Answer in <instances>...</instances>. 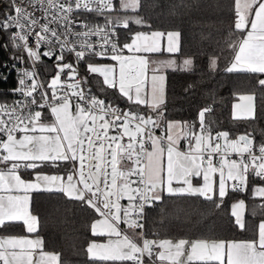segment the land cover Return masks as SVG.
Wrapping results in <instances>:
<instances>
[{
  "label": "snow or ice",
  "instance_id": "obj_1",
  "mask_svg": "<svg viewBox=\"0 0 264 264\" xmlns=\"http://www.w3.org/2000/svg\"><path fill=\"white\" fill-rule=\"evenodd\" d=\"M11 7L15 15L0 21V29H19L12 39L22 42L18 47L34 65L41 61L40 46H49L42 55L55 57L58 71L50 83L42 82L35 70L23 71L17 87L8 90L23 99L0 103V264H63L59 254L45 251L43 239L8 234L19 228L27 234L38 232L40 221L32 205L41 193L63 194L98 215L91 233L107 240L88 245L93 264H264V219L257 224L256 238L245 241L149 239L143 232L150 210L165 196L202 197L219 207L230 192L248 190L253 180L264 181V142L256 144L250 134L238 138H230L228 131L213 134L214 122L207 119L211 105L198 112L199 132L194 124L165 119L161 73L168 68L190 71L193 61L185 58L177 65L176 60L155 61L144 54L178 53L181 33L137 32L130 42L125 34L121 44L114 29L131 33V24L147 26L138 15L141 0H12ZM230 8L233 34L238 35L228 44L233 59L226 71L264 74V0H232ZM37 10L45 23L35 15ZM81 11L104 17L106 23L85 22L81 25L85 31H71ZM120 12L137 16L121 18ZM106 13L117 16L113 20ZM53 23L63 27H50ZM30 35H35V48L29 46ZM93 36L101 39L99 50L87 39ZM56 45L59 54L53 51ZM73 52L87 73L103 78L98 81L100 90L118 91L130 105L128 110L107 104L82 87L91 81L76 79L78 69L64 55ZM88 56L114 63L97 66ZM210 64L214 69L216 59ZM65 76L74 82L66 83ZM7 79L0 73V80ZM258 84L264 89V78ZM239 99L246 103L234 105L233 119H254L255 97ZM140 106L151 114H141ZM161 126L165 136H156L154 129ZM181 139L187 141V150L179 147ZM48 167L63 169V175L42 171ZM193 178H202V185H194ZM252 192L264 199V186H255ZM260 207L264 211V204ZM245 208L240 200L231 209L240 230H247Z\"/></svg>",
  "mask_w": 264,
  "mask_h": 264
},
{
  "label": "trees",
  "instance_id": "obj_2",
  "mask_svg": "<svg viewBox=\"0 0 264 264\" xmlns=\"http://www.w3.org/2000/svg\"><path fill=\"white\" fill-rule=\"evenodd\" d=\"M142 7L138 15L147 26L131 24L132 30L117 28L120 43L128 34L129 40L136 31H178L181 33V48L175 57L180 65L185 58L192 59L190 71L168 68L166 74L165 119L194 124L198 128V112L211 105L213 112L207 119L213 121V134L228 131L230 137L250 134L256 142H264V89L258 84L264 74L244 72L229 73L226 68L233 59V51L228 47L234 35L232 0H141ZM9 6L0 9V21L3 20ZM137 16V13H134ZM94 25H104V17L91 14ZM17 54L13 44L11 29H0V64ZM216 59V67H211V59ZM55 69L53 62L43 60L39 66ZM87 81L94 93L106 101L130 107L126 99L115 89L101 91L97 74H87ZM12 75L6 82L0 81V101L12 98L8 90L14 88ZM106 87V86H105ZM255 96V118L233 119L232 104L243 93ZM141 110V109H140ZM142 111H145L142 109ZM147 112V111H145ZM37 171H41L38 169ZM44 172L63 173V169L48 167ZM25 178L31 175L24 174ZM259 181V180H256ZM264 183V181H261ZM236 199H242L246 205L245 221L247 230H240L234 224L230 206ZM32 210L39 217L38 235L42 236L45 250L56 251L63 264H93L87 256V246L96 239L90 230L91 223L98 215L80 202L70 200L63 194H36ZM145 221L144 233L153 238H204V239H247L256 236V224L264 217L255 198L243 193H231L217 207L202 197L165 196L150 210ZM24 233L22 229L11 233Z\"/></svg>",
  "mask_w": 264,
  "mask_h": 264
},
{
  "label": "built area",
  "instance_id": "obj_3",
  "mask_svg": "<svg viewBox=\"0 0 264 264\" xmlns=\"http://www.w3.org/2000/svg\"><path fill=\"white\" fill-rule=\"evenodd\" d=\"M11 3H12V0H0V9H2L4 7L5 4H7L9 6V11H7L5 17L3 18V20H5V18L9 15H15V12H14V9L11 7ZM92 13H88V12H79L76 14L75 16V24L73 25H70V30L71 31H85L86 29L81 27V25L85 22L89 23V24H92L91 23V20L89 18V16L91 15ZM35 15L40 19V23L43 24L45 23L46 21L44 20L43 18V13H41L39 10H37L35 12ZM49 19H51V17H49ZM2 20V21H3ZM102 26V25H101ZM50 27H53V28H62L63 26L62 25H57L55 23H53L52 25H50ZM39 27L37 26L36 28V31H39ZM115 31L119 32L118 29H114ZM19 29L17 28H11V34L12 36L18 32ZM89 39L91 42H94L97 44V50H99V43L101 42V39L99 36H93V37H89L87 38ZM13 44L15 45L16 49H17V54L15 55V57H13L12 59L6 61L5 63H2L0 64V73H2L4 76H7L9 78L10 75L13 76L14 78V82H15V87H17L18 85V80L20 78V74L25 71V70H29V71H32V70H35L37 72V76L38 78L42 81V82H46V83H50V80L51 78L55 75L56 71H58V69H53L50 68V66L52 65L51 63H49L48 65L46 66H39V64L43 61V60H50V62H53V64H55V57H52V58H49V57H44L42 55V53L44 51H48L49 50V46L47 45H41L40 48H39V52L41 53V61L36 63L35 65L33 64L32 60L28 59L26 54L23 53L22 51V48L21 47H18V45H21L22 42L20 41H13ZM35 44H36V38H35V35H30L29 37V46L35 48ZM53 51H55L56 53L59 54V45H56V47L53 49ZM65 57H66V62H70L74 65V67H76L78 69V73L79 75H77L76 79L77 80H81V78H83L84 80L87 81V72H86V66L83 62L81 61H77L76 58H75V53H64ZM128 55H132V54H128ZM92 63L94 64H113V61H110V60H105V59H102V58H99V57H91V56H88L87 57ZM6 66V67H5ZM54 66V65H53ZM63 79L65 80L66 83H72L74 81H72L69 77L65 76L63 77ZM102 79V78H101ZM0 81H3V80H0ZM5 82V81H3ZM82 87L87 91L88 89H91V92L93 95L99 97L98 95H96L92 89V87L89 85V84H84L82 85ZM12 98L9 99V100H5V101H0V103H3V102H7L9 104H11L13 101L15 100H22L23 97L19 94H13L12 93ZM101 99H103L102 97H99ZM105 102L107 104H110L112 106H118L120 107L122 110L126 111L129 109V107H124L122 105H119V104H116V103H112L110 101H106ZM139 111L141 112V114H144L146 113L145 111H142L139 109ZM149 114V113H148ZM198 132H199V126H198ZM154 134L156 136H165V127L164 126H161L160 128H156L154 129ZM244 135V134H242ZM127 138H125L126 140ZM166 142V139L165 141ZM254 142L256 144H259L263 141H259V142H256L254 140ZM235 158V157H233ZM135 179V178H133ZM261 203L264 204V199H261ZM145 223V222H144ZM139 231V230H138ZM143 232H144V229H143Z\"/></svg>",
  "mask_w": 264,
  "mask_h": 264
},
{
  "label": "crops",
  "instance_id": "obj_4",
  "mask_svg": "<svg viewBox=\"0 0 264 264\" xmlns=\"http://www.w3.org/2000/svg\"><path fill=\"white\" fill-rule=\"evenodd\" d=\"M116 2H118V0H116ZM106 15L109 16V17H111V19H113V20H114V19L116 18V16H117L116 13H106ZM118 15H119V17H121V18H125V17H135V14H134V13H131V12H129V13L120 12ZM137 32H145V33H149V32H151V31H136V32H134V33H137ZM161 32H162V31H161ZM168 32H169V31H168ZM165 33H167V32H165ZM129 42H130V40H129ZM162 45L166 47V41H162ZM125 54H133V53H127V50H125ZM174 54H175V53H168L167 51H162V52H160V53H152V54H144V55H146V56H148V57L151 56L152 58H154L153 60H155V61L167 60V59H173V60H176V62H177V64H178L179 61H178V59L175 57ZM153 66H154V65H151V64H150L149 68L151 69ZM165 70H166V69H165ZM165 70H163L161 74H163V75L165 76V84H166V74H165ZM149 73H151V71H149ZM241 95H253V96H254V94H253V93H250V92H249V93H243V94H240V95L235 99V101H234L233 104H232V108H231V115H232V117H233V112H234V105H236V104H245V103H246L245 101H241V100L239 99V97H240ZM254 97H255V96H254ZM254 105H255V99H254ZM139 109H141V110L144 109L145 111H147V112L150 114L149 110H148L147 108H145L144 106H140ZM169 122H177V123H181V124H186V123H183V122H181V121H176V120H171V121H169ZM164 127H165V126H164ZM194 131H195V132H198V128H197V129H194ZM240 135H242V134H239L238 136L230 137V138H238ZM164 143L166 144V143H167V140H166V142H164ZM179 147H180L181 149H183V150H187V141L184 140V139H181V140L179 141ZM45 173H48V174H57L58 172H45ZM60 174L63 175V173H60ZM24 178H25V177H24ZM25 179H33V177H31V178H25ZM214 179H215L216 181H218V174H217L216 177H214ZM202 183H203L202 178H193V184H194V185L199 186V185H202ZM231 183H233V182L229 181V185H231ZM177 186H179V185H177ZM255 186H264V183L261 182V181L253 180V181L251 182V184H250L248 190H246V192L248 193V196H249V197H251V198H255V199L257 200L258 204L261 205V204H262V203H261V199L258 198V197H254V196H253L252 188L255 187ZM244 192H245V191H244ZM240 193H243V192H240ZM240 200H242V199H236L234 202H232V204H231V206H230V213H231L232 205L235 204V203H237V202L240 201ZM121 203L124 204V205H126V204H127V200H122ZM260 208H261V207H260ZM261 210H262V209H261ZM245 211H246V208H245ZM245 211H244V218H245ZM262 213L264 214V211H262ZM98 218H99V217H97L96 219H98ZM233 218H234V217H233ZM262 219H264V217H262L260 220H262ZM260 220H259V221H260ZM259 221H258V222H259ZM258 222H257V224H258ZM257 224H256V227H257ZM19 229H22V228H19ZM16 230H18V229H16ZM22 230H23V229H22ZM23 231H24V230H23ZM8 234H10V235H30L32 238L39 237V238L43 239L42 236L38 235L37 233H34V234H27L25 231H24V233L15 232V233H8ZM127 234H128V235H133V233H132L131 231H129ZM133 238H134V239H137V240L140 239L139 237H136V236H133ZM255 238H256V236H255L254 238H247V239H229V240H225V239H204V238H184V239H188V240H190V241H192V240H196V239L217 240V241H219V240H223V241H245V240H252V239H255ZM153 239H165V238H153ZM170 239H173L174 241H176V240H178V239H180V238H170ZM106 240H107L106 237H97L96 239L91 240V241L89 242V244H90L91 242H93V241H96V242H106ZM89 244H88V245H89ZM87 247H88V246H87ZM45 251H48V250H45ZM48 252L58 254V252H56V251H48Z\"/></svg>",
  "mask_w": 264,
  "mask_h": 264
},
{
  "label": "rangeland",
  "instance_id": "obj_5",
  "mask_svg": "<svg viewBox=\"0 0 264 264\" xmlns=\"http://www.w3.org/2000/svg\"><path fill=\"white\" fill-rule=\"evenodd\" d=\"M111 18V17H110ZM150 60H153L154 58H152L151 56L148 57ZM114 63V62H113ZM149 75V82H150V76H151V73L148 74ZM151 114V113H150ZM221 143H223V141H221Z\"/></svg>",
  "mask_w": 264,
  "mask_h": 264
},
{
  "label": "water",
  "instance_id": "obj_6",
  "mask_svg": "<svg viewBox=\"0 0 264 264\" xmlns=\"http://www.w3.org/2000/svg\"><path fill=\"white\" fill-rule=\"evenodd\" d=\"M97 66H102V65H105V64H96ZM98 75V74H97ZM102 78V77H101ZM103 79V78H102Z\"/></svg>",
  "mask_w": 264,
  "mask_h": 264
}]
</instances>
